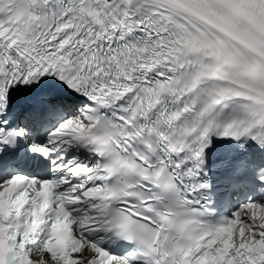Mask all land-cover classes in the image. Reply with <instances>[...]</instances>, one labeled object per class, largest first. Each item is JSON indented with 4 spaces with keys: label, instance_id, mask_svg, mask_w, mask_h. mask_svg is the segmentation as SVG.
Segmentation results:
<instances>
[{
    "label": "snow or ice",
    "instance_id": "obj_1",
    "mask_svg": "<svg viewBox=\"0 0 264 264\" xmlns=\"http://www.w3.org/2000/svg\"><path fill=\"white\" fill-rule=\"evenodd\" d=\"M0 264H264V0H0Z\"/></svg>",
    "mask_w": 264,
    "mask_h": 264
}]
</instances>
